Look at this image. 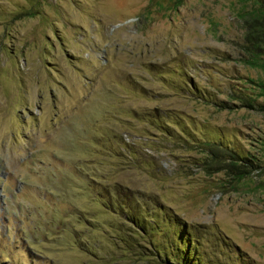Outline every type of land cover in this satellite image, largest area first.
Masks as SVG:
<instances>
[{
    "label": "rangeland",
    "instance_id": "rangeland-1",
    "mask_svg": "<svg viewBox=\"0 0 264 264\" xmlns=\"http://www.w3.org/2000/svg\"><path fill=\"white\" fill-rule=\"evenodd\" d=\"M259 10L0 0V264H264Z\"/></svg>",
    "mask_w": 264,
    "mask_h": 264
},
{
    "label": "trees",
    "instance_id": "trees-1",
    "mask_svg": "<svg viewBox=\"0 0 264 264\" xmlns=\"http://www.w3.org/2000/svg\"><path fill=\"white\" fill-rule=\"evenodd\" d=\"M264 17V12H262L261 10L259 11H256L252 16H251V20H257V21H261V18ZM93 180V178H91ZM119 189V187H118ZM119 195H122V192L119 190ZM100 194H104L102 192H98ZM106 198H101L102 201H103V204L106 206V207H109L110 204L113 205L114 201H111L112 199V196H108L107 193L104 194ZM125 210V209H123ZM126 212H123L124 214V218L131 224V225H134L138 230H141L143 229L142 227V224L140 223V220H139V217L136 215V213L132 212L131 210H129L128 208L125 210ZM184 259H182L183 255L181 257H179V262L177 261V263H183V264H188V256L185 254L184 255ZM175 263V264H177Z\"/></svg>",
    "mask_w": 264,
    "mask_h": 264
}]
</instances>
